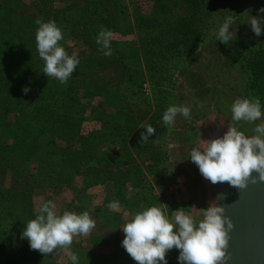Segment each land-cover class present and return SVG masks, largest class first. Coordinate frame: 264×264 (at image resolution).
I'll return each instance as SVG.
<instances>
[{
    "label": "rangeland",
    "instance_id": "1",
    "mask_svg": "<svg viewBox=\"0 0 264 264\" xmlns=\"http://www.w3.org/2000/svg\"><path fill=\"white\" fill-rule=\"evenodd\" d=\"M261 8L264 0H0V88L8 90L0 89V264H64L62 250H31L22 230L44 202L62 214L81 195L94 200V184L114 185L120 197L146 207L172 200L184 209L174 178L183 118L165 126L163 113L212 59L230 64L227 77L244 97H259L264 112ZM226 16L234 17L227 45L216 37ZM250 16L261 21L259 37ZM37 19L54 20L61 46L78 53L65 84L43 73ZM101 26L113 33L108 56L96 43ZM24 87L32 91L18 94ZM48 87L55 92L40 93ZM32 106L41 109L28 119ZM148 125L155 133L140 143ZM123 238V231L108 244L77 236L71 251L77 264H136ZM178 255L170 251L167 264H178Z\"/></svg>",
    "mask_w": 264,
    "mask_h": 264
},
{
    "label": "clouds",
    "instance_id": "2",
    "mask_svg": "<svg viewBox=\"0 0 264 264\" xmlns=\"http://www.w3.org/2000/svg\"><path fill=\"white\" fill-rule=\"evenodd\" d=\"M264 13V8L259 10ZM35 40L39 57L44 61L43 73L47 77L67 83L79 64L78 53L71 55L61 46L64 39L61 29L54 20L43 22L37 19ZM233 16H226L216 32L217 40L228 44L232 40L230 25ZM248 23L252 32L262 35L261 21L250 16ZM113 33L101 26L96 43L101 46L104 55H111ZM22 91L27 94L29 88ZM231 120L234 122L254 123L264 116L259 97L236 98L230 107ZM188 118L190 105H170L162 116L165 126H172L177 115ZM141 132L140 143L147 142L155 133L151 126H145ZM256 134L246 136L235 124L228 126L222 137L198 143L189 152V157L200 175L213 185L227 183L230 187L246 191L250 185L264 184V124H258L253 130ZM216 200L195 215L182 208L172 218L158 205L144 207L125 216L121 227L124 238L122 247L136 264H167V254L175 249L179 255L178 264H229V249L232 231L235 227L225 206ZM110 210L120 208L118 201L110 202ZM95 228V221L87 211L75 213L64 210L57 214L56 205L47 201L42 203L34 219L25 223L21 238L26 239L30 249L43 255L62 250L72 264H77L78 256L71 251V245L77 236H87Z\"/></svg>",
    "mask_w": 264,
    "mask_h": 264
},
{
    "label": "water",
    "instance_id": "3",
    "mask_svg": "<svg viewBox=\"0 0 264 264\" xmlns=\"http://www.w3.org/2000/svg\"><path fill=\"white\" fill-rule=\"evenodd\" d=\"M236 87L237 85H231L240 97H244ZM233 101L232 98L222 97L212 107V112H208L207 116H212L211 119L193 120L183 117L178 130L179 136L189 137V141L174 145V178L182 202L194 215L205 208L209 201L222 197L218 202L227 208L228 215L235 225L231 234L229 264H264V184L250 185L249 189L243 192L227 183L213 185L200 175L197 166L189 157L193 147H197L202 141L222 137L230 124H235L246 136L256 134L253 130L256 125L263 124L260 120L254 123H237L231 120L230 107Z\"/></svg>",
    "mask_w": 264,
    "mask_h": 264
},
{
    "label": "crops",
    "instance_id": "4",
    "mask_svg": "<svg viewBox=\"0 0 264 264\" xmlns=\"http://www.w3.org/2000/svg\"><path fill=\"white\" fill-rule=\"evenodd\" d=\"M93 186L97 188L96 195L98 196L93 200L90 197L91 194H86V196L81 195L82 198H79L77 201H69V203H71L68 205L69 211H87L90 214V217L95 221V228L86 236L87 240L92 241V238H98L100 242L108 244V241L111 240L113 236L120 237V235H122L121 227L125 222V216L131 214L124 204L129 198L126 196L120 197L114 185H112L111 188H107V185L103 183L94 184ZM154 195L157 194L154 193ZM152 199L155 200V196H152ZM96 200H99L98 203L95 202ZM112 201H118L120 208L117 210H110L107 205ZM177 201L183 205V210L189 212L186 204L183 203L181 199H178ZM164 204H162L161 207L164 206L166 210H168L167 212L170 213V219L177 210L181 209L176 208L172 204V200L171 202H165ZM64 264H72V262L67 258V261Z\"/></svg>",
    "mask_w": 264,
    "mask_h": 264
},
{
    "label": "flooded vegetation",
    "instance_id": "5",
    "mask_svg": "<svg viewBox=\"0 0 264 264\" xmlns=\"http://www.w3.org/2000/svg\"><path fill=\"white\" fill-rule=\"evenodd\" d=\"M261 48L264 50V38L260 40ZM225 61L211 60L191 81L188 89H184L180 94L181 100L178 105H190L191 114L189 118L195 119H211L207 114L212 112V107L216 105L221 98H239V93L231 88L235 85L234 82H229L230 79L225 74V71L230 68V64ZM231 63V62H230ZM229 80V81H228ZM202 116V118H199ZM183 118L182 115L179 118ZM197 119V120H198ZM177 143H185L189 141V137L184 138L175 133Z\"/></svg>",
    "mask_w": 264,
    "mask_h": 264
},
{
    "label": "trees",
    "instance_id": "6",
    "mask_svg": "<svg viewBox=\"0 0 264 264\" xmlns=\"http://www.w3.org/2000/svg\"><path fill=\"white\" fill-rule=\"evenodd\" d=\"M259 79H258V77H255L254 78V83L253 84H255L257 81H258ZM256 84H258V82L256 83ZM27 88H29V91H32L30 88L31 87H27ZM1 90H7V88L6 87H1L0 88ZM256 90H257V94L259 95V96H261V94H262V92H261V90H260V86H258L257 88H256ZM8 91V90H7ZM21 92H23L22 90L21 91H17V93L19 94V93H21ZM55 92V89H53V88H44V90H43V92H41L40 91V93H46V94H49L50 95V93H54ZM67 97V96H66ZM67 99H68V101L69 102H72L74 99H72V96L70 95V96H68L67 97ZM50 102V101H49ZM53 107H56V104L55 105H52ZM34 109H33V111H30L28 114H27V118L28 119H33L37 114H39V111H40V107L39 106H32ZM47 110H49L50 112H51V110L49 109V108H47ZM49 111H47V112H49ZM46 112V110L44 111V113ZM41 131V130H40ZM35 132H37V131H34V133ZM124 204H125V207L127 208V210L130 212V213H133L134 211H138V207H139V205H141L140 206V209L143 207H146L147 206V203L145 202V200L143 201V200H135V199H129V200H127V201H125L124 202ZM144 204H145V206H144Z\"/></svg>",
    "mask_w": 264,
    "mask_h": 264
}]
</instances>
